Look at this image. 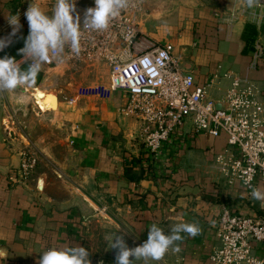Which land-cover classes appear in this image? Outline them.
<instances>
[{
    "label": "crops",
    "instance_id": "obj_1",
    "mask_svg": "<svg viewBox=\"0 0 264 264\" xmlns=\"http://www.w3.org/2000/svg\"><path fill=\"white\" fill-rule=\"evenodd\" d=\"M143 2V30L174 45L195 85L206 86L211 99L220 103L233 77L240 76L256 84L264 104V55L253 63L252 50L254 42L264 50L259 0L251 6L249 0ZM23 8L22 0H0V38L11 41L0 56L8 55L16 35L28 32ZM14 13L21 28L10 35L6 18ZM65 68L55 71L74 79L75 71ZM35 89L52 94L38 87L31 89L32 97ZM80 89L67 94L72 103L57 96L66 154L49 162V172L35 169L27 182L19 179L18 169L28 142L9 124L7 94L0 93V264H38L44 251L72 246L87 249L91 264H115L114 235L133 248L147 239L151 224L167 232L179 222L196 224L198 234L181 233L178 251L134 264H210L221 211L254 215L262 202L220 173L216 156L226 149V136L194 134L187 121L152 156L145 149L143 124L128 110L124 92L99 96ZM256 186L264 192L261 180Z\"/></svg>",
    "mask_w": 264,
    "mask_h": 264
},
{
    "label": "built area",
    "instance_id": "obj_2",
    "mask_svg": "<svg viewBox=\"0 0 264 264\" xmlns=\"http://www.w3.org/2000/svg\"><path fill=\"white\" fill-rule=\"evenodd\" d=\"M54 2L40 0V5H48L51 14ZM22 3L25 9L29 0ZM75 6L83 27L84 12L94 6L93 0H75ZM259 6L264 8V0H259ZM144 14L143 0H127V7L107 29H82L79 54L66 45L57 58L50 56L41 72L62 66L77 71L84 66L105 65L109 84L104 93L122 91L127 95V108L141 120L145 149L152 156H157L187 121L192 122L194 134H224L227 147L216 156L219 171L252 197L256 181L264 183V104L260 90L249 78L234 76L223 100L217 103L208 96L206 86L195 85L193 72L185 69L173 44L157 41L143 30ZM252 50L253 63L263 58L260 43L254 42ZM36 166V158L23 152L19 179L27 182ZM215 230L218 245L210 255V264H264V201L254 215L224 208Z\"/></svg>",
    "mask_w": 264,
    "mask_h": 264
},
{
    "label": "clouds",
    "instance_id": "obj_3",
    "mask_svg": "<svg viewBox=\"0 0 264 264\" xmlns=\"http://www.w3.org/2000/svg\"><path fill=\"white\" fill-rule=\"evenodd\" d=\"M252 0H249L251 6ZM93 7L85 10L83 27L81 16L76 12L75 0H55L51 14L46 13L40 0H29L24 11L28 32L23 37V46L18 49L20 60L8 55L0 56V93H7L35 82L42 71V66L50 56L57 58L67 45L71 52L79 54L80 38L83 28L103 31L127 7V0H93ZM11 26L10 35H15L21 28L19 14L7 16ZM10 40L0 38V52L9 46ZM25 65L21 67V65ZM251 196L264 201V192L253 188ZM199 228L194 223L179 222L166 232L153 223L148 227L147 239L140 245L129 248L118 234L110 240V248L117 249L115 264H134L138 260L159 261L171 249L178 251L176 241L183 239L181 233L195 236ZM88 250L81 246L50 248L44 251L38 264H91ZM132 257V259H130Z\"/></svg>",
    "mask_w": 264,
    "mask_h": 264
},
{
    "label": "rangeland",
    "instance_id": "obj_4",
    "mask_svg": "<svg viewBox=\"0 0 264 264\" xmlns=\"http://www.w3.org/2000/svg\"><path fill=\"white\" fill-rule=\"evenodd\" d=\"M41 7L49 14L48 5ZM81 69L74 72L77 74L75 80L70 78L68 72L67 74L56 71L41 72L33 84L6 93L9 104V124L12 125L15 133L17 132L19 138L28 142L26 152L36 158L35 169L49 172L53 169L49 162L52 163L53 160H60L64 157L66 147L63 142L67 131L59 120L60 111L52 108L41 110L35 98L31 96V89L41 87L59 96L63 102H69L71 98H68L67 94L78 87H81L80 91L91 95H97L98 92L107 95L103 90L109 84V69L103 64L84 66ZM78 78L81 81L79 86L76 85L79 83ZM71 80L77 83L71 85Z\"/></svg>",
    "mask_w": 264,
    "mask_h": 264
},
{
    "label": "bare ground",
    "instance_id": "obj_5",
    "mask_svg": "<svg viewBox=\"0 0 264 264\" xmlns=\"http://www.w3.org/2000/svg\"><path fill=\"white\" fill-rule=\"evenodd\" d=\"M32 95L36 99L37 104H39L41 110L45 111L48 110V108H52L56 111V108H53V105H56L55 100L57 98V95L55 96L54 94H45L39 91L38 89H35Z\"/></svg>",
    "mask_w": 264,
    "mask_h": 264
},
{
    "label": "trees",
    "instance_id": "obj_6",
    "mask_svg": "<svg viewBox=\"0 0 264 264\" xmlns=\"http://www.w3.org/2000/svg\"><path fill=\"white\" fill-rule=\"evenodd\" d=\"M27 35V32H23L22 34L16 35L17 39L8 49V56L15 57L17 60L19 59L18 49L23 46V37ZM22 65L21 67H24ZM39 76V75H38Z\"/></svg>",
    "mask_w": 264,
    "mask_h": 264
},
{
    "label": "water",
    "instance_id": "obj_7",
    "mask_svg": "<svg viewBox=\"0 0 264 264\" xmlns=\"http://www.w3.org/2000/svg\"><path fill=\"white\" fill-rule=\"evenodd\" d=\"M55 101H56V105H53V108L55 107L56 110H57V108H58V103H57L58 98H56ZM53 104H54V103H53ZM218 108H220V106H218ZM38 188H39V189L41 188V184H39ZM111 254H112V256L116 257V255H117V249L112 248V249H111Z\"/></svg>",
    "mask_w": 264,
    "mask_h": 264
}]
</instances>
